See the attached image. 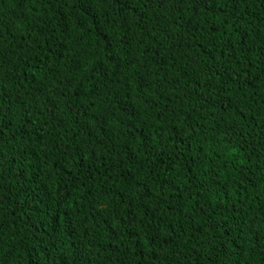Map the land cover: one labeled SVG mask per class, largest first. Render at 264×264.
<instances>
[{"label":"trees","instance_id":"obj_1","mask_svg":"<svg viewBox=\"0 0 264 264\" xmlns=\"http://www.w3.org/2000/svg\"><path fill=\"white\" fill-rule=\"evenodd\" d=\"M0 264H264V0H0Z\"/></svg>","mask_w":264,"mask_h":264}]
</instances>
